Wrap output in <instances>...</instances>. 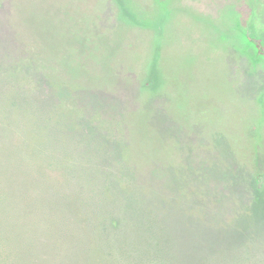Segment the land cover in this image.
I'll return each instance as SVG.
<instances>
[{
  "label": "trees",
  "instance_id": "obj_1",
  "mask_svg": "<svg viewBox=\"0 0 264 264\" xmlns=\"http://www.w3.org/2000/svg\"><path fill=\"white\" fill-rule=\"evenodd\" d=\"M10 19L7 21L3 17L4 22L0 21V83H10L9 87L0 88L1 112L5 116L3 121L0 120V264H264V261L249 258L256 252L249 242L264 241V234L252 233L250 236L237 231L233 227L236 218L229 223L223 222L218 218L221 210L216 206V199L206 196L218 190L216 176L220 164L219 156L215 154L208 168L206 163L197 162L196 169L162 170L167 172L163 182L157 176L158 168H147L141 173L143 180L135 189L137 198L143 200L141 202L153 203L159 191H164L163 186L169 185L172 189L179 180L178 175L185 176V181L193 179L199 192H193L198 194L187 204L202 216L193 215L191 231L186 234L176 230L179 226L176 215L181 214L173 196L162 202L165 210L146 212L145 205L138 207L136 201L132 211L128 208L127 197L130 195L126 193L127 197H123V188L112 206L122 211L121 218H113L107 212L94 213L100 207L106 211L104 206L111 201L106 195L107 203L101 199L98 203L95 197L89 199L94 190L106 189L108 193L109 185L117 182L113 180L118 174L124 172L134 178L137 173L136 165L128 170L126 166L116 170L103 166L110 159L127 164L128 153L134 154L122 141L115 139L114 146L107 141L110 140L109 130L92 118L95 111H106L97 122L108 123V112L112 108L107 103L110 95L104 94L103 89L89 88L84 79L75 83L77 80L57 74L55 70L59 63L44 54L45 42L42 40L37 44L30 37L19 40L16 32H20L21 27L9 22ZM109 78L107 74L105 79ZM65 99L75 105H72L71 113L65 106ZM52 111L53 120L49 118ZM154 122L157 123L155 119ZM16 131L22 134L21 138ZM165 132L168 133L166 138H173L172 131ZM30 135L36 140L31 141ZM195 137L198 141L195 147L193 136L180 140L179 144H186L190 151L199 150L200 143L206 142L200 136ZM149 138L153 145L137 153L146 154V159H157L163 151L157 147L156 137ZM67 142L78 149L91 145L94 151L91 156L95 157L96 153L98 162L93 165L86 157L80 162L63 153ZM177 144L176 141L175 146ZM168 151H171L170 146ZM197 152L194 151L195 157L199 156ZM135 157L136 154L133 159ZM138 157L142 159L140 155ZM56 165L62 171L60 181L69 183V192L75 198L72 195L67 200L57 198L64 190L60 192L51 182L49 170ZM221 171L233 174L228 166L222 167ZM211 179L215 180L214 184ZM105 181L107 184L101 185ZM82 194V198L76 197ZM252 207L253 204L248 212ZM164 212L167 214H162ZM249 222L253 228L264 224L256 219H249Z\"/></svg>",
  "mask_w": 264,
  "mask_h": 264
},
{
  "label": "rangeland",
  "instance_id": "obj_2",
  "mask_svg": "<svg viewBox=\"0 0 264 264\" xmlns=\"http://www.w3.org/2000/svg\"><path fill=\"white\" fill-rule=\"evenodd\" d=\"M139 1L142 2V0H130V2L120 0L122 4L118 5L116 0H0V15L5 17L7 21L10 19L8 17L12 16L9 22L13 21L21 27L20 32H16L19 40L30 37L37 44L45 42L44 54L55 58L59 63V68L57 67L55 70L57 74L61 73V75H64L69 80H77L75 83H79L81 79H84L86 80L85 82H88L89 88L98 91L99 89H103L104 94L110 95L107 103H110L115 110L110 108L108 123L101 125L100 122H97L105 116L106 111L97 110L93 113L92 118L97 124L109 130L110 136H108L110 140L107 141L111 142L113 146L115 139L122 141L126 149L132 150L134 154H131V158V155L128 153L127 164L110 159L109 163L104 161L103 166L114 170H116L115 168L126 166L128 170V167L131 166L133 168V165H136L134 169H136L137 173L134 175V178L125 175L124 172L121 175L118 174L116 180H113L117 182H112L111 186L109 185L108 193H106V189L97 188L94 190L91 193L93 197H89V199L93 200L95 197L96 202L99 203L101 199L107 203L106 199L108 197L112 201H108L107 204L109 205L104 206L107 208L106 211L100 207V209L94 210V213L107 212L113 218H121L123 216L122 211L112 206L119 199L118 193L123 188H125V193L122 196L125 197L126 193L130 195L126 197L128 198V208L132 211L135 208L136 201L138 207L141 204L142 206L145 205L146 212L150 210L157 211L160 208L162 210L164 209L162 202L164 200L169 201L173 196L175 202L178 204L179 214L183 217L182 219L180 215H176L179 221V226L176 230L180 233L184 231V234H186L191 231L190 222L192 217L194 218L193 215L196 214L197 217L198 215L202 216L200 212L195 211L190 207L191 205L187 204L188 201L193 202L192 197L198 194H193V192H199L193 179L185 181V176L182 178V174L178 175L179 180L172 185V189H169V185L163 186L164 191H159V195L156 197L157 200L153 203L152 201L141 202L143 200L140 201L137 198L135 189H138V182L143 180L141 173H144V170L147 168H158L159 173L157 176L159 181L163 182L167 177V172L162 170L179 167L185 171L187 168L196 169L198 166L197 162L206 163V168H208L211 164L210 159L215 154L219 156L220 165L218 167H220L219 171L221 172L216 176L218 190L215 193L213 192L210 195L211 197L209 195L206 196L211 198V200L216 199V206L221 210V215L218 218L225 223H229L236 218L237 223H234L233 227L237 231L250 236L252 233H261L263 235L264 224L256 225L254 228L248 225L250 223L249 219L264 221V124L263 128L254 133L251 131L249 134L246 121L258 115L256 113L258 106L256 107L243 96L245 91H250L244 89L246 76L243 72L240 74L242 86L239 91L242 93V97L235 106L238 114L236 117H233V113L229 112L228 107H226L225 113H220V110L222 111L224 107L218 106L219 102L216 101V96L218 94L220 97L223 92L210 90L217 89L224 84L217 86L219 74L220 80L230 82V76L226 73L211 74L205 80L202 76L199 84H202L201 87H205L204 90L209 89L210 91L207 95L204 113L197 110V106H195L196 100L192 104L193 106L189 103L187 104L185 91H180L183 97L175 99V90L169 92L173 95L172 97H166V94L163 92L160 95L158 93H151L150 90L141 89L150 59L153 55L157 31L153 26H149L153 24L154 8L143 11ZM230 1L227 2L228 4H225L226 8L231 9L234 5L239 6V3H241L239 14H246L248 16L249 12L244 13L242 10L253 9L254 16L256 14L264 16V0ZM145 12L148 14V17L144 19L142 14ZM126 13H129L130 17H127ZM1 16L0 21L4 22ZM168 24L166 22L163 24V34L170 36L172 30L166 32ZM210 25L212 26V24ZM261 28H264V26ZM209 29L214 30L215 28L209 27ZM256 29L259 30V27H256ZM174 33L175 38L177 36V40L171 47V51L175 50L176 56H178L188 46L187 48L185 45L182 46L183 41L181 39H183V36H181L182 32L180 33V28H175ZM13 36L15 40H18L16 35ZM209 36L212 37L211 32ZM195 52L197 51L195 50ZM204 52L211 58H214V61L218 65L217 69L225 67L224 58L212 53L211 47L208 50L205 49ZM198 54L200 53L197 52ZM172 67H175V65H172ZM107 74L110 75L109 79H105ZM185 75L182 72L184 80ZM0 76H2V73ZM26 79L24 78V80ZM203 83L205 86H203ZM9 84H1L0 88L4 86L9 87ZM208 85H210V88L206 87ZM225 87L227 86L224 85ZM225 94L226 92L223 95ZM76 101L79 103L78 99ZM65 102L66 108L71 113V110H73L72 105L75 106L74 103L68 99H65ZM2 107L0 98L1 121L5 118L1 112ZM258 113L263 115L262 108L259 109ZM49 118L53 120V111L50 112ZM143 119H146L145 122L142 121ZM154 119L157 123L154 122ZM257 123L258 120L254 119L252 127L254 128ZM166 130L172 131L171 136L173 138L168 139L165 137L168 134L165 132ZM16 135L21 138L20 135L22 134L16 131ZM195 135L204 137L203 141L206 142V144L200 143L201 147L199 150L194 148L198 151V160L195 157L196 153H194V149L190 151L186 149V144H179L180 140L184 139L185 141V138L187 140V138L193 136V145L195 147V144H198V141L195 140L197 138ZM150 136L156 137L155 143L159 142V146L157 147L163 151L162 154H159L158 158L156 155L157 159H151L150 157L146 159V154L137 153V151L140 152L145 147L153 145L152 140L149 138ZM28 138L31 141L36 140V137H33V135L28 136ZM227 138L233 139V143L235 142L234 145L232 144L233 147L231 146L232 150L231 147L229 149L226 146ZM95 140L92 139L91 141ZM176 141L179 145L175 146ZM257 142L262 147L257 145ZM66 144L67 148L65 146L63 150L66 152L63 153H67L68 156H73L77 160H80V162L84 161L86 157L88 160H92L93 165L98 162L96 153L95 157L91 156L94 153L90 148L91 145L78 149L73 144H68V142ZM168 146L171 148L170 152L168 151ZM135 154L136 157L133 159V155ZM101 165L98 167H101ZM226 166L232 169L233 174L221 171V168ZM54 167L49 170L50 177L53 180L50 181L55 184L53 186L59 189L60 192L64 190V193L58 194L57 198L59 200H67L71 198V195L75 198L69 192L70 187L67 186L69 183L66 184L64 180L60 181L62 171L57 165ZM258 177L261 180L260 184L257 180ZM211 180L210 182L214 184L215 180ZM106 182L101 183V185L107 184ZM76 197L82 198L83 194ZM252 204L253 207L249 213L248 208L251 209ZM139 210L141 211V208ZM131 213L128 214L131 215ZM162 214H167V212ZM124 215L127 216L126 213ZM202 218H205V215ZM164 219H166L165 216ZM237 243L243 244L241 242ZM249 244H253L254 248H256V252H253L249 258L254 261H264V241L255 240L252 243L249 242Z\"/></svg>",
  "mask_w": 264,
  "mask_h": 264
},
{
  "label": "flooded vegetation",
  "instance_id": "obj_3",
  "mask_svg": "<svg viewBox=\"0 0 264 264\" xmlns=\"http://www.w3.org/2000/svg\"><path fill=\"white\" fill-rule=\"evenodd\" d=\"M126 1L130 2V0ZM116 2L118 5L122 4L120 0H116ZM227 2L231 1L142 0V2L139 1V4L143 11L153 8L155 10L152 22L156 23L157 39L152 54L154 52L156 54L155 73L158 74V89L160 91L158 94L161 95L163 92L166 97H172L173 95L169 92L175 90V99H179L183 97L180 91H185L187 104L193 106L192 104L196 100L197 110L204 113L207 95L210 91L209 89L204 90L205 87H201L202 84H199L202 76L205 80L208 75L226 73L230 76L229 80L232 83L227 80L226 82L220 80L219 74L217 86L224 84L217 89L210 90L223 92L220 97L216 93L218 106L224 107L222 111L220 110V113H225V109L228 107L229 112L233 113V117H236L238 114L235 106L242 97L239 89L242 86L240 74L243 72L246 76L244 89L250 90L249 92L245 91L243 96L256 107L258 106L256 112L258 115L246 121L250 134L251 131L254 133L263 128L264 124V28H261L264 26V16L257 14L254 16L253 9L242 10L244 13L249 12L248 16L239 14L241 3H239V6L234 5L229 9L225 5ZM126 16L130 17L129 13H126ZM142 17L145 19L148 14L145 12ZM165 22L169 23L166 32L172 30L170 36L163 34V24ZM177 27L180 28L181 36L184 39H181L183 41L182 46L185 45L186 48L188 46L178 56H176L175 50L171 51V47L177 40L174 33ZM209 27L215 29L211 30ZM256 27H259V30ZM210 32L212 37L209 36ZM166 36L169 38L167 39ZM158 37L161 38L158 39ZM209 47L212 48V53L224 58L225 67L217 69L218 65L214 58L204 52ZM195 50L200 54L197 55ZM172 65H175V67H172ZM178 68L179 70H177ZM182 72L186 74L185 80ZM224 85L227 87L224 88ZM203 86H205L204 83ZM209 86L206 87L210 88ZM225 92L226 94L223 95ZM260 108H262L263 115L258 113ZM254 119L258 120V123L253 128ZM257 145L262 147L258 142ZM257 180L260 184V177Z\"/></svg>",
  "mask_w": 264,
  "mask_h": 264
},
{
  "label": "water",
  "instance_id": "obj_4",
  "mask_svg": "<svg viewBox=\"0 0 264 264\" xmlns=\"http://www.w3.org/2000/svg\"><path fill=\"white\" fill-rule=\"evenodd\" d=\"M123 9V8H122ZM147 24H150V23H147ZM155 25L156 23H153L152 25H149V26H153L155 28ZM156 39L154 40V43H155ZM155 52L153 53L152 55V59L148 65V70H147V73H146V76L144 78V82L142 83L141 85V89H146V90H150L151 93H158L160 92L159 89H158V79H157V76L158 74L155 73ZM140 118V117H139ZM204 138V137H203ZM205 139V138H204ZM225 140V139H224ZM235 143V142H234ZM233 143V139H229L227 138L226 139V146L230 149V147L232 146V144L234 145ZM233 147V146H232ZM232 147H231V150H232ZM203 154V153H201ZM197 158V157H196ZM199 158H197L198 160ZM203 160V159H202Z\"/></svg>",
  "mask_w": 264,
  "mask_h": 264
}]
</instances>
